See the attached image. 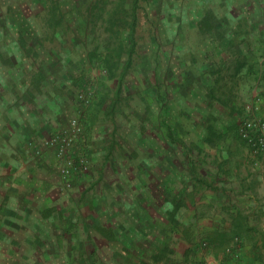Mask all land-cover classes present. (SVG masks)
<instances>
[{
	"label": "rangeland",
	"instance_id": "1",
	"mask_svg": "<svg viewBox=\"0 0 264 264\" xmlns=\"http://www.w3.org/2000/svg\"><path fill=\"white\" fill-rule=\"evenodd\" d=\"M134 23V48L131 63L127 65ZM250 27L252 29L246 33L237 31ZM251 34L259 36L261 46L264 45V0H0V40L30 43L29 48L21 47L20 50L21 55L26 52L30 56L33 70L35 67L42 69L44 62L45 69L53 75L70 74L68 80L61 81L67 83L69 92L75 91L72 98L76 100L78 110L72 116L78 114L84 125L93 129L98 166L105 162L107 168L105 173L102 172L106 176L100 177L98 182L95 181L99 177L95 175V168L81 185L77 182L78 188L74 186L75 189L67 191L71 196L66 209L65 219L69 222L64 228V237L69 240L65 243L61 239V242L68 243L69 249L62 253L38 239L33 225L25 219L20 220L24 228L18 233L10 228H18V223L4 224L0 217V264L127 263L124 241L116 242L115 256L109 250V240L113 241L110 223L117 214L109 206V192L113 189L110 183L117 177L119 180V176H115L117 171L110 168L108 162L123 167L122 179L130 185L127 197L137 199L130 208V215L136 217L142 212L148 216L147 239L156 240L157 228L153 219L159 215V209L152 203L143 208L140 169L144 166L151 174L149 190H153V194L156 188L166 190L164 181L170 178L171 172L168 171L165 148L179 146L182 153L189 152L188 137L203 134L205 130L203 116L190 112L188 104L189 82L191 78L193 80L188 68L194 66L192 59L201 56L204 42L211 37L226 36L228 40H234L235 35L249 37ZM8 53L5 48L0 57L7 58ZM259 78L251 77L245 84L254 90L261 88L264 82ZM200 83L204 87L203 82ZM222 85L218 82L215 91L217 94L222 91L226 97L228 88L221 89ZM259 104L261 106V101ZM260 114L250 116L264 122ZM250 116L244 117L241 125ZM240 130L239 126V136L264 171V151H256V144L246 139ZM180 138L185 142L171 144ZM160 151L165 156L160 168L163 177L155 172L160 161L156 163L154 154ZM255 166L258 169V165ZM93 179L94 185L91 184ZM138 205L142 206L141 211H134L139 209ZM132 222L134 224V220ZM40 237L45 239L42 233ZM148 240L142 244L146 243L143 253L147 252L150 259L155 248ZM127 241H131L128 242L131 247L139 240ZM56 242L52 239V244ZM241 243L240 237L236 236L234 247ZM203 244L207 245V241ZM129 246L126 247L129 249ZM233 249L236 248L227 251ZM135 257L139 261L140 258ZM205 262L210 264L208 260L199 264Z\"/></svg>",
	"mask_w": 264,
	"mask_h": 264
},
{
	"label": "crops",
	"instance_id": "2",
	"mask_svg": "<svg viewBox=\"0 0 264 264\" xmlns=\"http://www.w3.org/2000/svg\"><path fill=\"white\" fill-rule=\"evenodd\" d=\"M250 29L252 27L237 31L246 33ZM247 36L235 35L234 40L226 36L211 37L204 42L201 56L192 59L194 66L188 68L193 77L188 87V104L190 112L203 116L205 130L203 134L188 137L189 152L182 153L179 146L165 148L171 172L170 178L164 181L166 190L156 188L153 194V190H149L151 174L144 166L140 169L143 208L152 203L159 209V215L153 219L156 240L147 239L148 216L142 212L136 217L130 215V208L137 199L127 197L130 185L122 179L123 167L108 162L109 167L117 171L115 176H119V180L117 177L110 183L113 189L109 192V206L117 214L110 223L113 241L109 240V250L115 256L116 242L124 241L123 249L128 257L125 264H199L205 260L210 264H264V171L238 133L244 117L255 113L264 117V84L260 82L261 88L255 90L245 84L251 77H260L264 82V45L261 46L259 36ZM29 44L0 40V52L5 48L10 52L7 58L0 57V217L4 224L18 223V228L10 227L17 232L24 228L20 220L25 219L33 225L38 239L62 253L69 249L68 243L65 245L69 239L64 237V228L69 222L65 217L71 194L65 187L56 148L45 140L65 129L78 107L72 98L75 91L69 92L67 83L61 81L68 80L70 74L53 75L45 69L43 58L40 59L43 68L33 70L30 56L26 52L21 55L20 50L29 48ZM218 82L223 84L221 89L228 88L226 97L222 91L216 93ZM202 88L203 91H199ZM86 129L84 141L88 142L90 166L78 181L81 185L89 172L97 168L95 175L99 177L92 180L94 185L100 177L106 176L102 172L107 168L105 162L98 166L94 131L89 125ZM181 138L171 144L185 142ZM154 156L156 163L160 161L155 172L163 177L160 168L164 153L160 151ZM77 182L75 188L79 187ZM140 207L138 205L139 209L134 211H141ZM41 233L45 239L40 237ZM236 236L242 243L234 247ZM52 239L57 240L56 244H52ZM127 239L139 241L130 247L128 242L131 241ZM147 240L155 248L150 259L147 252L143 253L147 245L142 242ZM205 241L207 245L203 244ZM231 247L236 249L228 252Z\"/></svg>",
	"mask_w": 264,
	"mask_h": 264
},
{
	"label": "built area",
	"instance_id": "3",
	"mask_svg": "<svg viewBox=\"0 0 264 264\" xmlns=\"http://www.w3.org/2000/svg\"><path fill=\"white\" fill-rule=\"evenodd\" d=\"M84 123L79 117H74L68 128L56 131L46 138V143L56 148L60 163V171L67 189H73L79 177L90 166L82 141L84 139ZM241 134L256 144V151H264V122L257 117H247L240 125ZM203 264H209L205 262Z\"/></svg>",
	"mask_w": 264,
	"mask_h": 264
},
{
	"label": "trees",
	"instance_id": "4",
	"mask_svg": "<svg viewBox=\"0 0 264 264\" xmlns=\"http://www.w3.org/2000/svg\"><path fill=\"white\" fill-rule=\"evenodd\" d=\"M132 27V29H131V34H130V38H129V40L132 42V44H131V46L130 47H132V50H130V52L128 53L129 54V59H128V64L127 65H129L130 63H131V59H132V51H133V48H134V33H135V23L133 24V25H131ZM123 46V45H122ZM78 115V114H77ZM77 115H75V116H72V117H70V119H69V124H68V126H66V128H68L69 127V125H70V122H71V120L74 118V117H76ZM77 117H79V116H77ZM80 118V117H79ZM85 127V134H84V139H86V136H87V129H86V126L87 125H84ZM65 128V129H66ZM64 130V129H63ZM84 139H83V145H84V147H85V149L88 151V149H87V147H88V142H86L87 140H85L84 141Z\"/></svg>",
	"mask_w": 264,
	"mask_h": 264
}]
</instances>
